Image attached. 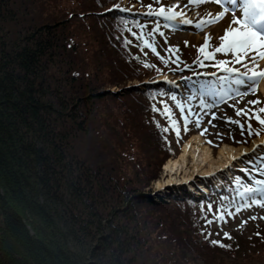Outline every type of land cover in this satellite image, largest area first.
<instances>
[{
	"label": "trees",
	"instance_id": "trees-1",
	"mask_svg": "<svg viewBox=\"0 0 264 264\" xmlns=\"http://www.w3.org/2000/svg\"><path fill=\"white\" fill-rule=\"evenodd\" d=\"M124 1L0 0V264H264L262 227L211 237V187L146 195L178 127L157 79L191 70L147 46L153 0Z\"/></svg>",
	"mask_w": 264,
	"mask_h": 264
},
{
	"label": "rangeland",
	"instance_id": "rangeland-1",
	"mask_svg": "<svg viewBox=\"0 0 264 264\" xmlns=\"http://www.w3.org/2000/svg\"><path fill=\"white\" fill-rule=\"evenodd\" d=\"M151 3L146 10L138 9L136 5L129 7L126 0L123 4L129 11L138 9L139 13L150 11L155 14L161 7L165 9L166 14L169 9L182 13L175 20H168L159 15L153 16L155 21L149 24V30L154 35V37H150V48L154 49L157 57L171 59V62L175 61V57H178V61H182L183 64H189L198 59L203 60L204 56L198 50L204 46L206 37L208 38L206 50L212 53L215 48L220 46V38L225 35L226 31L230 27H237V25L232 24L233 15L231 10L219 21L215 20V17L223 9L214 0H206L202 4H194L191 0H153ZM240 16L241 13L237 11L236 17L240 18ZM184 20H191L192 23H183ZM209 20L213 23H205L202 27H197L202 21ZM256 55L255 52H249L247 57L242 58L245 63L237 66V69L243 72L248 71L249 75H251L250 69L264 71V60L257 58L256 63H253L252 57ZM221 61H225L229 67L236 65L235 57L231 53H215L213 60L207 62V66H218ZM171 65L173 67V64ZM227 78L225 84L221 87L198 84L196 80H190L189 78L186 80V78L172 75L159 78L170 90L179 93L181 98L179 100L174 95H169L165 100L173 110L171 116L175 117L178 122L177 128H171L174 133H171L166 140V147L175 155L168 160L176 159L185 142L196 135L202 138L203 143L212 150L214 161H217L219 149L223 145L235 149L241 147L247 153L241 154L239 158L209 176L194 174L189 181L184 183L182 178L185 174L179 173L180 175L177 176L175 183L159 191L155 189L154 184L163 180V166L167 160L163 164L158 178L146 189V191H149L146 195L150 196L153 201L158 202L165 195L174 196L179 191L183 192L184 189L185 194L188 196L209 199L208 190H204L206 194H203L202 191L198 190V186V189L196 188V185L199 184L204 188L212 185L216 189L215 194L217 196L213 208L215 211L226 213L222 219L218 218L212 225L209 230L211 237L215 235L225 237L226 234L234 238L242 237V235L251 237L256 227H262L261 229L264 230V207L251 203L249 195L244 190L235 191L231 183L230 185L224 184L226 186L224 188L222 181L227 180L229 183L232 177H244V173L252 175L250 170L245 168L246 163H250L256 155L264 152V145H258L254 148L251 146L254 141L264 138V134L261 135V133H264V125H261L255 119L256 115L264 119V113L259 112V108L264 107V95L260 92V85L264 79H261L258 85L255 86L256 91L253 93L251 87H249L250 82L247 77L228 76ZM236 79H244L245 83L243 85L234 84L233 81ZM220 81L219 78L218 82ZM136 84V81L127 83L128 86ZM183 88H187V90L185 91ZM229 90H233V95L230 97L227 96ZM111 91H115V88H112ZM181 92L186 93L185 96ZM240 93L245 94L240 95ZM255 101H259V103H250ZM238 110L241 111V115L236 114ZM231 121H238L239 123H232ZM220 123L222 126H219ZM245 144L247 147L244 146ZM190 164L189 160L187 172L191 170ZM235 168L244 169L242 172H236ZM254 198L262 199L260 196H254Z\"/></svg>",
	"mask_w": 264,
	"mask_h": 264
},
{
	"label": "snow or ice",
	"instance_id": "snow-or-ice-1",
	"mask_svg": "<svg viewBox=\"0 0 264 264\" xmlns=\"http://www.w3.org/2000/svg\"><path fill=\"white\" fill-rule=\"evenodd\" d=\"M191 2L194 4H202L206 2V0H191ZM214 2L219 4L223 9V11L219 12L215 17V20L219 21L231 10L233 15L232 24L237 25V27H230L226 31L225 35L220 38V46L215 48L212 53L205 54V49L208 47V38L206 37L204 46L200 47L198 50L204 56V59H213L215 53H231L235 57V62L240 63L243 57L248 56L249 52H255L259 60H264V0H214ZM237 11L241 13L240 18L236 17ZM155 14L163 16L168 20H175L182 15L181 12H176L173 9H169L166 14L165 9L162 7ZM183 23L191 24L192 21L184 20ZM205 23H213V21H202L197 27H202ZM145 43L147 45V42ZM147 46L151 47V45ZM257 57H252L254 64L256 63ZM218 67L225 72H233L231 68L227 67L225 61H221ZM245 67H247V65H245ZM249 71L251 75L248 74V71L240 75L242 77H247V80L250 82L249 87H251L254 93L256 91L255 86L258 85L261 79H264V71H256L255 69H250ZM224 79L227 80L228 78L225 77ZM233 83L243 85L245 80L236 79ZM244 94L245 93H240V95ZM250 103H259V101ZM259 112L264 113V107L259 108ZM168 114L170 115V112ZM236 114L241 115V111L238 110ZM255 119H257L261 125H264V119H261L259 115H256ZM231 122L239 123L238 121ZM173 126H175V121H173ZM256 183L259 187H245L244 192L251 198V203L259 204L261 207H264V202H262V200H264V181H256ZM254 196H260L262 199H256ZM253 219H255V217H253ZM212 243L215 244L217 242L213 241Z\"/></svg>",
	"mask_w": 264,
	"mask_h": 264
},
{
	"label": "bare ground",
	"instance_id": "bare-ground-1",
	"mask_svg": "<svg viewBox=\"0 0 264 264\" xmlns=\"http://www.w3.org/2000/svg\"><path fill=\"white\" fill-rule=\"evenodd\" d=\"M260 92L264 95V81L260 85ZM219 126H222V124L220 123ZM258 145H264V138L254 141L251 146L254 148ZM245 153L247 152L244 151V148L240 147L235 149L231 146L223 145L219 149L217 161H214L213 152L203 143V139L198 135L193 136L182 146L180 154L176 159H170L164 164V178L162 181L155 182V189L160 191L165 187L172 185L177 181L176 178L181 173L185 174L182 178V182L184 183L189 181L194 174H198L199 176H209L219 169L224 168L230 162L239 158L241 154ZM189 160L191 162V170L190 172H187Z\"/></svg>",
	"mask_w": 264,
	"mask_h": 264
},
{
	"label": "flooded vegetation",
	"instance_id": "flooded-vegetation-1",
	"mask_svg": "<svg viewBox=\"0 0 264 264\" xmlns=\"http://www.w3.org/2000/svg\"><path fill=\"white\" fill-rule=\"evenodd\" d=\"M0 216H1V213H0Z\"/></svg>",
	"mask_w": 264,
	"mask_h": 264
}]
</instances>
